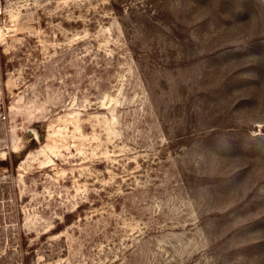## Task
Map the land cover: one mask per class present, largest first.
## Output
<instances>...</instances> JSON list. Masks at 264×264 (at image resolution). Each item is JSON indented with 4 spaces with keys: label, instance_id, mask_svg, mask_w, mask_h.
I'll use <instances>...</instances> for the list:
<instances>
[{
    "label": "rangeland",
    "instance_id": "obj_1",
    "mask_svg": "<svg viewBox=\"0 0 264 264\" xmlns=\"http://www.w3.org/2000/svg\"><path fill=\"white\" fill-rule=\"evenodd\" d=\"M0 264H264V0H0Z\"/></svg>",
    "mask_w": 264,
    "mask_h": 264
},
{
    "label": "trees",
    "instance_id": "obj_2",
    "mask_svg": "<svg viewBox=\"0 0 264 264\" xmlns=\"http://www.w3.org/2000/svg\"><path fill=\"white\" fill-rule=\"evenodd\" d=\"M36 146H38L37 142L35 141V139H32V143L26 148L25 151L21 153H12L9 159L0 161V166L6 167L7 169H17L21 161L28 154V152H30Z\"/></svg>",
    "mask_w": 264,
    "mask_h": 264
}]
</instances>
